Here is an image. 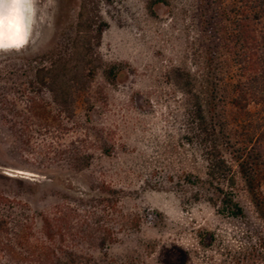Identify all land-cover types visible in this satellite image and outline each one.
I'll return each instance as SVG.
<instances>
[{
    "label": "rangeland",
    "instance_id": "374dc122",
    "mask_svg": "<svg viewBox=\"0 0 264 264\" xmlns=\"http://www.w3.org/2000/svg\"><path fill=\"white\" fill-rule=\"evenodd\" d=\"M150 1L41 0L35 44L0 54V264H67L68 249L97 264H262L240 179L246 218L199 189L205 165L169 76L214 57L212 0ZM76 47L93 70L61 106L35 75Z\"/></svg>",
    "mask_w": 264,
    "mask_h": 264
},
{
    "label": "trees",
    "instance_id": "16d2710c",
    "mask_svg": "<svg viewBox=\"0 0 264 264\" xmlns=\"http://www.w3.org/2000/svg\"><path fill=\"white\" fill-rule=\"evenodd\" d=\"M161 1L151 0L149 8ZM211 6L214 57L196 71L174 66L169 76L183 97L185 143L205 165V178L196 179L199 189L217 192L218 199L208 196L207 202L218 214L246 218L231 190L240 179L260 222L250 253H258L264 264V52L259 29L264 25V0H212ZM58 60L60 70L54 72L53 64L42 67L35 79L48 85L54 100L64 106L70 84L86 69L91 75L93 69L85 67L91 60L78 47ZM114 73L111 67L105 74L111 80ZM64 253L67 264H97L94 257L73 250Z\"/></svg>",
    "mask_w": 264,
    "mask_h": 264
},
{
    "label": "clouds",
    "instance_id": "9594fccd",
    "mask_svg": "<svg viewBox=\"0 0 264 264\" xmlns=\"http://www.w3.org/2000/svg\"><path fill=\"white\" fill-rule=\"evenodd\" d=\"M41 0H0V54L19 53L36 42Z\"/></svg>",
    "mask_w": 264,
    "mask_h": 264
}]
</instances>
